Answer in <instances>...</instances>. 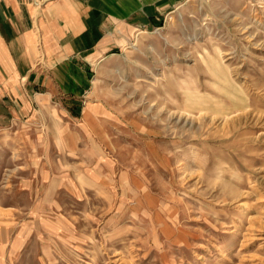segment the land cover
Masks as SVG:
<instances>
[{
	"label": "rangeland",
	"instance_id": "obj_1",
	"mask_svg": "<svg viewBox=\"0 0 264 264\" xmlns=\"http://www.w3.org/2000/svg\"><path fill=\"white\" fill-rule=\"evenodd\" d=\"M122 43L1 125L0 264H264V0H183Z\"/></svg>",
	"mask_w": 264,
	"mask_h": 264
},
{
	"label": "crops",
	"instance_id": "obj_2",
	"mask_svg": "<svg viewBox=\"0 0 264 264\" xmlns=\"http://www.w3.org/2000/svg\"><path fill=\"white\" fill-rule=\"evenodd\" d=\"M181 1L0 0V129L59 111L55 98L78 97L131 30Z\"/></svg>",
	"mask_w": 264,
	"mask_h": 264
}]
</instances>
